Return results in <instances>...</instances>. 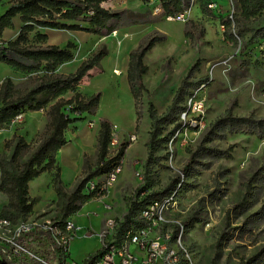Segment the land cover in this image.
I'll list each match as a JSON object with an SVG mask.
<instances>
[{"label": "rangeland", "instance_id": "obj_1", "mask_svg": "<svg viewBox=\"0 0 264 264\" xmlns=\"http://www.w3.org/2000/svg\"><path fill=\"white\" fill-rule=\"evenodd\" d=\"M10 1L17 0H0V15ZM153 1L107 0L102 3L104 8L122 14L123 26L107 36L83 31L39 29L48 33L47 44L64 47L71 41L76 45L73 52L77 61L73 59L60 66L57 72L61 74L73 72L101 45L108 51L101 61L103 73L97 74L99 76L90 74L79 86L84 95L101 93L102 104H99L98 113L95 110L92 115L84 114L82 122L70 125L66 131L69 138L79 127L78 138L65 148V152H69L68 157L60 162L64 189L71 188L83 161L90 167L96 163L94 127L86 126L88 123L99 121L102 115L115 124L112 139L117 143L114 147L109 146L110 156L116 153L121 142L131 143L125 152L121 172L109 187V193L101 199L88 201L83 210L74 215L81 226L76 225L78 229L70 242L69 258L80 261L101 248L98 235L105 221L126 212L129 200L135 198L140 186L148 183L152 192H158L167 188L172 180H177L182 181V186L171 215L183 225L194 219L193 229L186 232L184 226L182 242L196 264H264V173L260 172L264 166V139L251 134H225L215 129L218 136L203 143V147L227 150L233 146L232 157L216 160L206 155L195 156L210 126L226 110L231 109L234 116L264 119V39L250 42L264 27V10L254 18L244 19L239 16L236 0H231L236 15L234 27L229 30L236 38V42H232L218 27L220 15L212 12L203 14L198 2L191 5L186 20L179 22L155 15L153 7L156 1ZM185 23L192 41L184 36ZM79 24L87 26L86 22ZM19 27L16 17L13 27L4 31L3 39H14ZM159 35H164L165 40L156 43L144 57L148 67L143 77L146 91L140 106L139 131H134V106L127 105L126 101L115 102V85L120 86L124 82L129 52L139 43ZM195 64L197 69L189 81L204 82L202 88L198 89V85L193 90L197 93L196 99L202 103V110L186 116L185 123L190 128L181 132H177L176 127L182 121L178 114L173 122L163 124V133L173 130L172 134L148 161V104L154 106L159 116L163 115L180 83ZM6 77L13 80L18 91L31 85L28 75L0 64V83ZM47 123L44 111L28 112L21 122L0 128V154L7 161L11 148L6 143L13 136L22 135L30 149L23 153L19 160L21 164L47 135ZM131 136L136 140L131 141ZM82 147L87 153L84 160L80 155ZM137 172H140L141 179L136 176ZM38 186L35 188L34 184L31 190V195L39 196L40 202L35 205L30 219L38 217L40 222L50 219L52 223L58 217L61 201L52 200L54 189L49 176H42ZM242 201L245 202L241 208L239 203ZM6 204L7 195L0 191V210ZM13 231L14 227L0 225V241L13 240ZM48 249L46 245L34 246L36 252L53 260V247Z\"/></svg>", "mask_w": 264, "mask_h": 264}, {"label": "trees", "instance_id": "obj_2", "mask_svg": "<svg viewBox=\"0 0 264 264\" xmlns=\"http://www.w3.org/2000/svg\"><path fill=\"white\" fill-rule=\"evenodd\" d=\"M107 0H17L10 1L8 7L0 15V64L10 67L15 72L28 75L31 82L29 88L22 91L16 90L13 80L6 77L0 83V128H8L15 118L28 112L44 111L48 118L47 135L37 147L29 154L27 159L19 163L23 153L30 149L29 144L22 136H13L6 143L11 148L10 156L6 158L0 154V191L7 195V204L0 210V219L16 223L33 214L36 203L35 198L28 195V183L41 174L47 172L51 175V186L57 199L61 201L58 217L53 220L52 226L65 232L66 220L76 215L82 206L90 200L107 195V189L103 188V181H99L92 190L87 186L88 182L111 174L116 168L122 166L125 152L131 143L121 142L116 153L109 155V144L112 139L113 125L110 121H99V129L96 137V163L90 167L86 161L83 163L82 177L76 182L70 192H66L61 180V170L56 161L58 151L67 143L65 136L70 125L84 120L83 115H92L98 108L101 93L84 95L79 86L84 78L92 73H103L101 61L108 54L104 45L96 52L83 60L79 66L70 73L61 74L57 70L63 64L74 59L76 45L68 41L64 47L55 44H47L49 35L39 29L83 31L101 36H107L117 28L123 26L122 14L106 9L102 3ZM143 3L149 0H140ZM203 14H211L207 4L209 0H196ZM163 15L182 13L189 7V0H161ZM239 16L251 19L264 10V0H236ZM18 17L20 27L14 39L4 40L3 33L7 28H12L14 19ZM236 15L234 16V20ZM79 22H86L87 26ZM225 25L224 36L226 39L236 42L228 19H222ZM184 36L190 38L188 24H184ZM203 30L200 31V34ZM240 34V33H239ZM264 39V27L257 31L256 37L250 42ZM165 40L164 35L154 36L139 43L128 54L126 79L129 91L133 99L135 113V130L138 129L141 118L140 106L142 96L146 91L143 77L148 72L144 63V57L156 43ZM191 40V38H190ZM192 41V40H191ZM245 64H249L245 62ZM197 69L195 64L187 73L176 90L170 105L165 113L159 116L154 106L148 104V117L150 129L146 142L147 160L149 161L154 151L169 140L172 131L163 133V124H169L175 120V116L181 110L184 98L190 95L203 80L189 81L193 72ZM71 94L67 97V94ZM74 126V125H73ZM178 127V125L176 126ZM234 134L243 133L255 135L258 139H264V119L257 120L253 116H234L231 109L217 119L209 131L203 137L195 153L199 157L206 155L213 159H230L233 146L227 150H214L203 147V143L210 142L218 132ZM264 173V166L261 168ZM177 183L172 180L170 185L162 191L152 192V196L166 193ZM150 190L148 183L137 190ZM244 202L239 203L242 208ZM130 200L128 212L125 217L134 214L138 206ZM186 232L193 229L194 219L184 223ZM18 242L29 251L34 252L41 259H47L34 250L35 245H46L51 248L49 232L33 231L22 235ZM48 244V245H47ZM6 245V244H5ZM48 249V250H49ZM65 256L61 249H56L54 254ZM69 255V253H67ZM93 255L89 256L92 258ZM62 257H58L61 260ZM0 264H42L30 258L26 254L13 255L0 244Z\"/></svg>", "mask_w": 264, "mask_h": 264}, {"label": "built area", "instance_id": "obj_3", "mask_svg": "<svg viewBox=\"0 0 264 264\" xmlns=\"http://www.w3.org/2000/svg\"><path fill=\"white\" fill-rule=\"evenodd\" d=\"M155 1L154 14L163 15L161 0H154L153 2ZM194 3L197 1L189 0V7L182 13L163 16L168 21L184 22L191 5ZM207 7L212 13L219 14L222 19H228L231 28L234 27L235 8L231 0H209ZM218 27L224 32L225 25L221 19ZM203 85L204 82L200 83L198 89L202 88ZM196 94L192 91L181 103L182 108L178 116L182 121L177 127V132L190 128L185 123L187 115L202 110V103L196 99ZM23 118L24 115H18L12 124L21 122ZM130 140L135 141L136 137L131 136ZM116 143L117 140L111 139L109 146L114 147ZM121 169L122 166L107 176L95 178L88 182L87 186L92 190L99 181H103L102 187L107 189L108 194V188L116 181ZM136 176L141 179L140 172H137ZM181 186L182 181H178L171 190L158 196H152L151 189L137 193L135 198L130 200L131 204L135 203L138 206L134 214L125 217L128 212L126 207V212L121 216L108 218L105 221L104 228L98 235L101 248L96 253L91 254L93 255L92 258H89L91 255L80 261L69 258L70 241L76 231L72 217L66 220L64 233L58 227H53V221L51 223L50 219L40 222L38 217L30 219L31 216H29L16 223L0 219L1 226L14 227L13 240L0 241V244L10 250L14 256L26 254L42 264H196L188 247L182 242L184 225L171 215L177 206V197ZM141 187L143 186H140L139 189ZM33 231L49 232V241L54 239V242L50 243L51 248L53 247L51 251L54 255L53 260L41 259L18 242L22 235ZM56 249H61L65 256H61L62 253L54 254ZM59 256L62 257L61 260L58 259Z\"/></svg>", "mask_w": 264, "mask_h": 264}, {"label": "crops", "instance_id": "obj_4", "mask_svg": "<svg viewBox=\"0 0 264 264\" xmlns=\"http://www.w3.org/2000/svg\"><path fill=\"white\" fill-rule=\"evenodd\" d=\"M63 66V65H62ZM65 66V65H64ZM61 68V67H60ZM59 70V69H58ZM75 70V69H74ZM97 75V74H96ZM97 76H99V75H97ZM116 86V90H115V102L116 101H119V102H123V101H126V103H127V105H131L132 106V108H133V106H134V104H133V99H132V97L130 96V91H129V86H128V83H127V79H126V75H125V78H124V82H123V84H121L120 86H118L117 84L115 85ZM114 100V99H113ZM102 103L100 102V105H101ZM100 105L98 106V108L96 109L97 110V113L99 112V109H100ZM133 110H134V108H133ZM99 121L100 120H102V119H106V120H108V121H110V119L107 117H104V116H102V115H100L99 116ZM99 121H93L92 123H88L86 126H89V127H94V135H95V144H96V137H97V132H98V129H99ZM111 123H112V121H111ZM112 125H113V127L114 128H116L115 127V124L114 123H112ZM74 126H76V125H74ZM134 128H135V125H134ZM115 130H117V129H115ZM134 131H135V129H133ZM138 131H139V127H138V129H137ZM78 131H79V127H77V129H76V132H74V134H72V136L71 137H67V133H65V136H66V139H67V143L58 151V153H57V155H56V161H57V163H58V165H59V167H60V170H61V178H62V180H63V167L61 166V160H64L65 158H67L68 157V153H66L65 152V148L70 144V142L73 140V139H75V138H78ZM113 133H114V130H113ZM112 133V134H113ZM22 136V135H21ZM96 147V146H95ZM127 151V150H126ZM126 154V153H125ZM80 155H81V158L84 160V157H85V155H87V153H86V151L84 150V148L82 147L81 149H80ZM124 159V158H123ZM83 163H84V161H83ZM122 165H123V160H122ZM82 168H83V164H82V166L78 169V171H77V176H76V178H75V180H74V182H73V185L71 186V188L70 189H65V191L66 192H68L69 190H71L73 187H74V185H75V183H76V180L78 179V178H80V174L82 173ZM42 176H49V179H50V185H51V175H50V173H47V172H45V173H43V174H41L38 178H36V179H34V180H32V181H30L29 183H28V195L31 197V198H35L36 199V203H35V205L37 204V203H39L40 202V197L39 196H37V195H31V190H32V186L34 185V184H36V187L35 188H38L39 186H38V181L40 180V178L42 177ZM64 186V185H63ZM52 188V187H51ZM109 190H110V188H108V193H109ZM51 197L53 198L52 200H56L57 199V197H56V194H55V192H54V190H53V193H52V195H51ZM35 205H34V207H35ZM86 206V203L82 206V209H81V211L83 210V208ZM34 209V208H33ZM80 211V212H81ZM78 213V212H77ZM76 213V214H77ZM72 219H73V222H74V224H75V226L77 225V223L79 224V221H78V219H76V216H73L72 217ZM80 225V224H79ZM81 226V225H80ZM78 229V227L76 226V230ZM71 242V241H70ZM70 247V246H69ZM70 252V251H69ZM88 257V256H87Z\"/></svg>", "mask_w": 264, "mask_h": 264}, {"label": "bare ground", "instance_id": "obj_5", "mask_svg": "<svg viewBox=\"0 0 264 264\" xmlns=\"http://www.w3.org/2000/svg\"><path fill=\"white\" fill-rule=\"evenodd\" d=\"M74 61H77L76 59H74Z\"/></svg>", "mask_w": 264, "mask_h": 264}]
</instances>
